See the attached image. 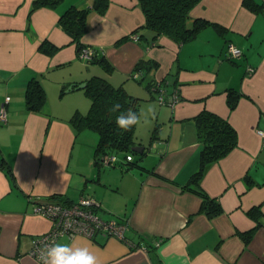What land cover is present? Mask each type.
<instances>
[{
  "label": "crops",
  "instance_id": "crops-1",
  "mask_svg": "<svg viewBox=\"0 0 264 264\" xmlns=\"http://www.w3.org/2000/svg\"><path fill=\"white\" fill-rule=\"evenodd\" d=\"M33 2L0 0V114L4 109L7 118L0 119V264H42L29 251L51 221L34 212V204L54 196L91 197L101 203L103 217L129 221V242L103 234L57 239L88 247L99 264H264V140L256 131L264 127V7L254 11L243 0H201L191 16L223 25L224 34L209 24L183 44L163 35L152 45L147 31V46L132 36L146 21L138 0H110L104 14H88L82 41L111 64L101 75L141 97L151 119L149 109L155 110L150 122L161 125L150 150L144 144L152 159L147 168L159 175L131 170L130 177L116 166L97 172L91 150L81 146L68 121L85 105L81 96L68 93L79 89L71 85L102 72L83 63L59 19L67 6L91 7L94 1L36 8ZM231 43L242 50L239 56H227ZM42 45L56 49L48 54ZM142 58L159 61L148 76L153 80L179 70L181 100L175 106L156 102L145 85L132 81ZM32 78L45 88L40 110L26 104ZM229 88L243 93L232 109ZM203 109L227 118L238 134L237 145L207 164L200 179L223 207L214 216L202 210V196L184 187L200 165L194 116ZM254 207L260 209L257 218L249 214Z\"/></svg>",
  "mask_w": 264,
  "mask_h": 264
},
{
  "label": "trees",
  "instance_id": "trees-1",
  "mask_svg": "<svg viewBox=\"0 0 264 264\" xmlns=\"http://www.w3.org/2000/svg\"><path fill=\"white\" fill-rule=\"evenodd\" d=\"M64 0H34L33 7L40 6H56ZM91 7H78L77 5H69L60 15L59 23L64 29L70 32L73 36V42L76 44L78 55L85 47L93 49V55L84 60L90 64L98 63L105 70L110 71V62L105 56L98 54V50L88 44L83 43L82 37L88 31V14L91 11H97L104 14L109 6L110 0H93ZM201 0H138L140 7L146 17L144 25L137 28L133 33L136 38L146 45L143 40L145 34H152L147 43L154 45L161 36H167L179 44L187 42L198 34V32L207 25H213L219 33L224 34L226 28L212 20L204 17H192V9L200 3ZM244 6L247 8L258 11L263 9L264 0H243ZM125 39V38H124ZM43 51L48 54H53L56 48L42 45ZM160 66L159 61L155 59H140L134 66L130 77L137 80L140 84L145 85V88L154 95L155 99L161 104H168L172 107L181 100L180 91L177 86L179 85V70L171 72L170 75L162 78L161 80H153L148 76L154 69ZM86 83L83 88L85 94L91 99V104L87 113H80L76 111L69 119L70 124L74 127L75 132L78 134L80 130L85 128L93 129L97 132L98 140L94 147L93 163L100 168L104 166H116L117 152H137L132 149L134 145H144L135 140V132L137 125H134L130 131H123L116 124V118L121 113L127 116L128 109L139 117L140 105L143 99L136 94L129 92L124 85L114 84L111 80L99 73L92 74L84 82ZM81 83H74L72 88H77ZM79 88V89H80ZM65 90V88L63 89ZM229 95V106L234 108L238 102L239 97L243 94L239 89L229 88L227 90ZM46 92L41 81L37 78H32L26 89V104L32 110H40L46 102ZM115 104H120L121 108L118 111H112ZM196 122L198 138L201 143L200 152V165L199 169L194 172L190 179V183L184 187H190L202 196V210L209 216H214L222 212L223 207L218 197L210 196L201 186L200 179L202 178L204 168L207 164L217 161L226 156L229 151L237 145L238 134L231 122L222 115L203 109L194 116ZM160 123H157L151 134L150 146L153 142L160 138ZM137 143V144H136ZM146 146V145H145ZM142 153H146V146ZM114 156V159L106 161V157ZM2 160V159H1ZM0 164L3 165V160ZM131 164V165H130ZM123 162L120 167L125 168ZM134 165H138L137 161L129 160L126 164V170H130ZM139 166V165H138ZM144 171H150L159 175L154 169L147 167L142 168ZM10 175V169L7 168ZM169 181L168 178H163ZM171 181V180H170ZM172 182H175L172 180ZM62 199L66 197L54 196ZM260 209L254 207L249 210V214L258 217ZM130 230V229H129ZM128 230V231H129ZM244 235V234H243ZM250 237V232L245 235L247 241Z\"/></svg>",
  "mask_w": 264,
  "mask_h": 264
},
{
  "label": "built area",
  "instance_id": "built-area-1",
  "mask_svg": "<svg viewBox=\"0 0 264 264\" xmlns=\"http://www.w3.org/2000/svg\"><path fill=\"white\" fill-rule=\"evenodd\" d=\"M133 37L136 38V35ZM93 53L92 48L85 47L80 56L88 59ZM241 53L242 50L239 47L232 43L229 44L227 55L229 58L239 56ZM0 119L7 120L4 109L1 110ZM256 131L264 140V127H258ZM105 159L106 161L112 160L114 156H107ZM100 205L99 201L85 196L77 201L57 197L44 203L34 204V212L46 216L51 221V227L36 238L29 254L39 260V250L45 245L56 243L57 239L63 235L70 237L82 235L94 239L98 234H103L129 242L127 237L130 229L129 221L120 217H103L99 213Z\"/></svg>",
  "mask_w": 264,
  "mask_h": 264
},
{
  "label": "rangeland",
  "instance_id": "rangeland-1",
  "mask_svg": "<svg viewBox=\"0 0 264 264\" xmlns=\"http://www.w3.org/2000/svg\"><path fill=\"white\" fill-rule=\"evenodd\" d=\"M83 63L85 65H90L91 66L90 70H93V68L94 69L99 68L100 72H102V73H99V74L105 73V71H104L105 69L101 68V66H98V64H96V63L90 64V63H87L86 61H83ZM132 81H134V83L137 84V85H141L137 80H135L133 78H132ZM68 93L69 94L75 93L76 95L81 96V98H82L81 102H85V105H83V109H74L72 111L71 115H68L69 116L68 117V121H69L71 116L77 110L80 113H83V114L87 113L88 109L90 107V104H91V99L85 94V90H83V88H80L78 90H74V91H71V92H68ZM155 101L158 102L156 99H155ZM141 103H142V105H140V115H139L140 123L137 125V128H136L135 140L137 142L145 144L146 146H150V138H151L152 130L154 128V123L153 122H155V121L153 120V118L152 119L150 118L148 112H146L144 109H142L143 106H144V103L143 102H141ZM150 120L153 121V122H150ZM78 135H79V138L81 140V146H84L85 151L86 150L87 151L91 150V154L93 156L94 147H95V144L97 143V140H98L97 132H95L93 129L85 128L83 130H80ZM149 150H150V148H149ZM146 153L131 152V151L117 152L115 154L116 161H117L116 167H120L119 166L120 163L123 162L125 164L124 166L126 168L127 167L126 164H127V162L129 160L134 161V162L137 161L139 166L138 165H134L132 169L128 170L130 172L129 176L130 177L132 176L131 170H133L137 174H141L144 171L142 168L150 166V164H151L150 162L152 160L150 158L151 154L147 156ZM95 167H96V171L97 172L99 171V169H104V168H107V167L108 168H114L113 166H104V165H101L100 168L98 166H96V165H95ZM78 198L79 197H77L76 199H78Z\"/></svg>",
  "mask_w": 264,
  "mask_h": 264
},
{
  "label": "clouds",
  "instance_id": "clouds-1",
  "mask_svg": "<svg viewBox=\"0 0 264 264\" xmlns=\"http://www.w3.org/2000/svg\"><path fill=\"white\" fill-rule=\"evenodd\" d=\"M120 108V104H115L112 111H118ZM149 111L154 118L155 110L150 108ZM139 123L140 119L132 109H128L127 116L121 113L116 118L117 126L125 132L130 131L134 125ZM39 260L42 264H99L98 258L88 247L61 243L43 246L39 250Z\"/></svg>",
  "mask_w": 264,
  "mask_h": 264
},
{
  "label": "water",
  "instance_id": "water-1",
  "mask_svg": "<svg viewBox=\"0 0 264 264\" xmlns=\"http://www.w3.org/2000/svg\"><path fill=\"white\" fill-rule=\"evenodd\" d=\"M86 83H81L79 84V86H77V88H80V87H84ZM71 88H72V85H71ZM133 150L137 151V152H142L144 150V145H134L132 147Z\"/></svg>",
  "mask_w": 264,
  "mask_h": 264
}]
</instances>
